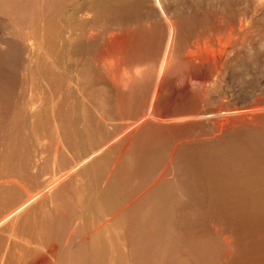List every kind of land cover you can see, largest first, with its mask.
I'll use <instances>...</instances> for the list:
<instances>
[{
    "label": "bare ground",
    "instance_id": "bare-ground-1",
    "mask_svg": "<svg viewBox=\"0 0 264 264\" xmlns=\"http://www.w3.org/2000/svg\"><path fill=\"white\" fill-rule=\"evenodd\" d=\"M149 1L0 0V264H264L263 7Z\"/></svg>",
    "mask_w": 264,
    "mask_h": 264
},
{
    "label": "rangeland",
    "instance_id": "rangeland-1",
    "mask_svg": "<svg viewBox=\"0 0 264 264\" xmlns=\"http://www.w3.org/2000/svg\"><path fill=\"white\" fill-rule=\"evenodd\" d=\"M159 0H150L149 1V3H147V5H150V6H160L161 4L158 2ZM83 2V0H77V2H75V3H70V5H69V8H68V12H67V14H68V16H75V19H76V16H77V19L78 20H82V21H87V20H89L91 17H92V13H91V11L89 10V8H88V6H85L84 5V3H82ZM157 3V4H156ZM162 3H164V1L162 2ZM247 3H248V0H240L239 1V7L240 8H245L246 6H247ZM249 3H250V5L251 6H248L251 10H255V7L256 6H258V7H263V9H264V0H249ZM248 3V4H249ZM260 3H261V5H260ZM79 5V6H78ZM254 5V6H253ZM87 7V8H86ZM81 8V9H80ZM262 9V11H261V13H262V15L264 14V10ZM71 12H74L75 13V15H73V13H71ZM79 16H78V15ZM89 14V15H88ZM261 15V14H260ZM86 16V17H85ZM80 17V18H79ZM83 18V19H82ZM76 19V20H77ZM77 20V21H78ZM69 23H70V25H69V30H71L70 32L72 33V30H75V28H77V26H80V25H77L76 26V23L75 24H73L72 25V23H73V20L72 19H70V21H69ZM68 23V24H69ZM71 26V27H70ZM74 28H73V27ZM66 30H68L67 28H65ZM71 33H68V35L67 36H69ZM73 35V36H72ZM70 37H75V34H71L70 35ZM260 76H261V78H262V80L264 81V67H263V71L260 73ZM195 83V80H193L192 81V84H194ZM221 83V82H220ZM219 83V84H220ZM232 83V84H231ZM31 83H29L28 84V86H27V89L25 88H23L21 91H23V93H24V95L26 96V97H28L29 95H31L32 94V89H31ZM234 83L230 80V79H227V81L226 82H224V80H223V82H222V85H221V89H223V91H226L228 94H232L233 93V91H234ZM27 91V92H26ZM31 93V94H29V93ZM26 93V94H25ZM44 101H42V100H39V101H36L35 103H34V108L37 106H40L41 104H44L43 103ZM31 106V105H30ZM36 107V108H37ZM48 137V138H47ZM43 137H41V141L43 142V143H40L39 141L36 143V144H34L33 145V149H34V151H35V156H34V159H36L35 160V162H34V164L32 165V167H31V169H32V171H33V173L35 172L38 176H39V179H38V181H41V179L43 180V179H45V178H48L49 176H51V174H53V172L54 171H56V169L55 168H58V166H59V161L60 160H62V158H61V156L63 155H59L60 154V152L58 153V154H56V156L53 158V160H55V159H57V162L58 163H56V160H55V162H53V160H51L52 159V156L50 155V153L52 154V153H56V148H55V146H53V144L55 143V142H51V140L53 141V139H51L50 138V136L49 135H45L44 136V139H42ZM48 142V144L47 145H45V147H44V144H46ZM39 144H40V146H39ZM41 144H43V145H41ZM54 145H56V144H54ZM46 146H47V148H46ZM54 147V148H53ZM44 149V150H43ZM46 153V154H44V152ZM46 150V151H45ZM48 150V151H47ZM37 151V152H36ZM52 151V152H51ZM54 154H52V155H54ZM50 156H51V159H50ZM46 157H48V160H46L47 158ZM63 157V156H62ZM61 158V159H60ZM45 160V161H44ZM59 160V161H58ZM44 161V162H43ZM37 164V167L35 166L34 167V165H36ZM48 164V165H47ZM53 164L55 165V166H53ZM58 164V165H57ZM60 165H62V164H60ZM52 167H53V171H52ZM60 167V166H59ZM35 168V169H34ZM38 170H39V172H38ZM48 170V171H47ZM52 171V172H51ZM46 173V174H45ZM27 184H28V187L30 186V185H34L31 181H29V182H27ZM9 239L10 238H6V240H4L3 241V251H4V253H6V254H8V256H9V254H14V256L15 257H18V258H16L17 260H21L22 261V259H20L21 257L24 259L25 257H26V254L28 253V250H34L36 247L38 248L39 247V245H38V243L37 242H32L31 243V245L30 244H27L26 245V241H23V242H18L17 243V245L14 243L15 241H14V239L11 237V242L9 241ZM13 239V240H12ZM25 242V243H24ZM13 243V244H12ZM34 244H36V246H34ZM29 245V246H28ZM8 246V247H7ZM18 246H19V248H18ZM11 249H10V248ZM16 247H17V249H16ZM33 247H34V249H33ZM6 248H8V249H6ZM29 248V249H28ZM6 249V250H5ZM15 251H14V250ZM19 249V250H18ZM25 249V250H24ZM39 249H41L43 252H45L46 251V248L45 247H41V248H39ZM17 250H18V252H17ZM21 251V252H20ZM26 253V254H25ZM28 255V254H27ZM40 256L42 257V255H39V256H34V261L35 262H40ZM20 257V258H19Z\"/></svg>",
    "mask_w": 264,
    "mask_h": 264
}]
</instances>
